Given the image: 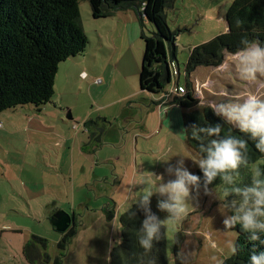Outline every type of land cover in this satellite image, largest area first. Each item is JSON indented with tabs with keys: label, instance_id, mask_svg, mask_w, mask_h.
I'll list each match as a JSON object with an SVG mask.
<instances>
[{
	"label": "rangeland",
	"instance_id": "obj_1",
	"mask_svg": "<svg viewBox=\"0 0 264 264\" xmlns=\"http://www.w3.org/2000/svg\"><path fill=\"white\" fill-rule=\"evenodd\" d=\"M233 1L176 0L164 10L167 27L177 33L166 93L183 91L189 50L225 32L224 17ZM77 2L86 51L59 65L54 95L39 111L27 105L0 113V264H28L22 250L33 236L46 240L52 264L61 236L50 218L60 211L74 215L79 225L63 263L109 264L110 249L121 242L119 217L159 183L151 174L162 175L167 184L177 179L178 169L195 175L199 168L201 158L184 141L183 111L169 113L166 107L169 114L161 116L151 105L163 94L139 89L143 42L135 13L127 11L122 16L127 21L113 28L109 20L92 19L88 0ZM142 30L149 36L154 27L144 20ZM190 81L197 110L212 103H243L249 93L264 100V76L242 78L233 55H224L216 68L196 69ZM87 121L97 122L99 144L90 141L83 127ZM263 163L251 165V172ZM208 191L197 195L192 189L187 214L165 223L166 264H215L213 256L225 263L232 256L236 232L223 224L231 215L222 209L224 188ZM166 199L150 198L162 221L168 213L159 210L158 201Z\"/></svg>",
	"mask_w": 264,
	"mask_h": 264
},
{
	"label": "trees",
	"instance_id": "obj_2",
	"mask_svg": "<svg viewBox=\"0 0 264 264\" xmlns=\"http://www.w3.org/2000/svg\"><path fill=\"white\" fill-rule=\"evenodd\" d=\"M176 0H88L93 20L112 18L118 12L132 11L138 18L143 42V54L139 72V89L148 94L164 97L165 87L171 82L170 61H175L176 35L165 22L164 10L173 6ZM144 20L154 27V32L146 36L143 32ZM225 32L209 41L194 46L189 50L184 65V88L179 96L172 97L167 106H176L182 113L184 141L189 150L201 159H207V148L214 139H224L226 135H236L247 141L249 145L248 166L240 165L227 175L232 182L225 183L220 175L207 185V189L222 186L223 188H239L241 191L253 186L251 165L264 161V153L256 149L259 137L252 138L250 133H240L222 117L216 115L210 107L197 110L194 98L191 74L198 68H216L221 65L224 55H232L245 47L241 40L260 41L264 46V0H234L224 17ZM88 39L81 27L77 0H0V113L14 110L17 107L33 105L39 107L50 102L54 95L55 76L61 63L70 58L82 55L87 48ZM162 95V96H163ZM166 98V97H165ZM164 99L153 105L158 106ZM221 125L219 136H208L200 132V128H211ZM192 125H196L193 138ZM83 127L90 135V141L100 143L102 132L97 122H84ZM260 179L264 180V163L258 164ZM195 175L200 177L199 193L205 191V177L198 168ZM193 193L197 190L193 188ZM198 193V194H199ZM241 196L230 194L225 202L240 201ZM224 202V203H225ZM149 210L155 214L149 203ZM232 214V212H231ZM156 215V214H155ZM73 225L60 234L57 242L59 255L52 264H64L65 252L71 238L79 227L73 215ZM146 219L144 209L137 203L132 205L119 217L121 242L109 252V264H146L149 256L156 258V264H166V236L164 227L161 238L154 242L149 256H141L143 250L138 245V236ZM235 244L238 246L236 255L224 264H250L253 249L257 253L264 252V244L252 242L248 234L239 226ZM264 241V234L260 236ZM181 236L175 239L174 252L177 254ZM47 242L43 238L33 236L23 247L22 255L28 264H50L51 260L45 253Z\"/></svg>",
	"mask_w": 264,
	"mask_h": 264
},
{
	"label": "clouds",
	"instance_id": "obj_3",
	"mask_svg": "<svg viewBox=\"0 0 264 264\" xmlns=\"http://www.w3.org/2000/svg\"><path fill=\"white\" fill-rule=\"evenodd\" d=\"M245 45L242 49H238L233 55L239 74L246 80H256L259 76H264V46L260 41H249L247 38L241 40ZM211 110L218 116H223L228 124L238 127L240 133H250L252 138L259 137V143L255 145L261 153H264V100L257 95L249 93L243 103H212ZM193 138L199 139L196 135V125H192ZM200 132L206 133L208 136H219L222 127L217 124L211 128H200ZM201 152H206L207 159L197 161L199 168L203 171L206 178L205 194L209 195L207 185L220 175L225 183L232 182V178L227 175L229 171H235L240 165L248 166L249 145L247 141L236 135H226L224 139L212 140L207 148L200 147ZM183 165V159L181 160ZM169 172L172 169H168ZM159 181L155 191L151 188L145 190L140 197L138 204L144 209L146 219L143 220L142 228L137 234L138 245L143 250L141 256H149L154 248V242L161 238V229L165 223H176L183 219L187 214L188 201L192 198L191 190L195 188L197 195L199 193L200 177L190 174L186 170L178 169L176 171V180H170L167 184L163 183V176H155ZM261 175L260 168L252 169L253 186L241 191L239 188H224L223 197L226 198L230 194L241 196L240 201L225 202L222 209L231 211L230 216H225L223 224L226 230L239 226L241 231L248 234V239L252 242L264 241L260 240V236L264 234V180L259 177ZM154 194L167 196L166 200L158 201V208L166 211L168 216L166 220H161L158 216L149 210L150 198ZM215 247V245H212ZM231 253L237 254L238 246L233 242L230 245ZM183 254H181V257ZM212 260L215 264H224L222 260L213 256ZM139 264H144L141 260ZM146 264H156V258L149 256ZM250 264H264V252L257 253L255 249L250 256Z\"/></svg>",
	"mask_w": 264,
	"mask_h": 264
},
{
	"label": "water",
	"instance_id": "obj_4",
	"mask_svg": "<svg viewBox=\"0 0 264 264\" xmlns=\"http://www.w3.org/2000/svg\"><path fill=\"white\" fill-rule=\"evenodd\" d=\"M67 119H71L70 114L67 115ZM50 223L57 233L63 234L73 225V217L60 211L51 216Z\"/></svg>",
	"mask_w": 264,
	"mask_h": 264
},
{
	"label": "crops",
	"instance_id": "obj_5",
	"mask_svg": "<svg viewBox=\"0 0 264 264\" xmlns=\"http://www.w3.org/2000/svg\"><path fill=\"white\" fill-rule=\"evenodd\" d=\"M127 12V11H126ZM126 12H118V13H116V15L114 16V17H112V18H109V19H105V20H109L108 22V25L109 26H111V27H113L114 28V26H115V24L117 25L119 22H120V20H121V22H125V21H127V18L126 17H122V16H124L125 15V13ZM97 35H99V34H97ZM98 60V62H94V63H97V64H99L100 63V60L99 59H97ZM199 69V68H198ZM196 71V70H195ZM194 71V72H195ZM193 72V73H194ZM86 75V72L85 71H82V72H80V74H79V76L80 75ZM151 106H153V104L151 105ZM167 108H168V112L170 113L172 110H174L175 108H177L176 106H167ZM179 109V108H178ZM168 113V114H169ZM167 114V112H165V113H162V112H160V115L162 116H166V115H168ZM1 125V124H0ZM2 126V125H1Z\"/></svg>",
	"mask_w": 264,
	"mask_h": 264
},
{
	"label": "built area",
	"instance_id": "obj_6",
	"mask_svg": "<svg viewBox=\"0 0 264 264\" xmlns=\"http://www.w3.org/2000/svg\"><path fill=\"white\" fill-rule=\"evenodd\" d=\"M82 77L84 78L85 75L83 74ZM184 91V90H183ZM183 91L181 93H179L178 90H175L173 92L167 93V95L164 97V95L161 97V99H164L157 107L160 109V112L165 113L166 110V106H164V102H166V99H169L171 95L176 94V96H179V94L181 95L183 93ZM171 99V98H170Z\"/></svg>",
	"mask_w": 264,
	"mask_h": 264
},
{
	"label": "flooded vegetation",
	"instance_id": "obj_7",
	"mask_svg": "<svg viewBox=\"0 0 264 264\" xmlns=\"http://www.w3.org/2000/svg\"><path fill=\"white\" fill-rule=\"evenodd\" d=\"M69 227H71V226H69ZM68 229H69V228H68ZM68 229H67V230H68ZM67 230H66V231H67Z\"/></svg>",
	"mask_w": 264,
	"mask_h": 264
}]
</instances>
